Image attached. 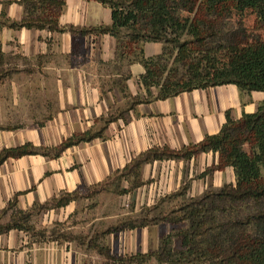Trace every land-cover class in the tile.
Instances as JSON below:
<instances>
[{
  "label": "crops",
  "instance_id": "obj_1",
  "mask_svg": "<svg viewBox=\"0 0 264 264\" xmlns=\"http://www.w3.org/2000/svg\"><path fill=\"white\" fill-rule=\"evenodd\" d=\"M16 1L0 0V66H7V56L22 63L13 70L0 68V117L6 118L0 120V149L24 143L58 146L74 134L99 130L109 114L118 117L103 130L104 138L69 146L57 157L26 154L7 158L0 165V210L14 196L17 208L28 210L61 193L78 190L81 194L146 149L196 144L221 129L226 113L237 120L256 111L264 100L263 91H240L235 84H223L130 108L133 96L148 97L140 84L144 67L116 56L119 42L114 36L12 28L6 23L19 21L23 15ZM111 22L110 8L95 0H65L58 16L60 26L76 29ZM142 48L145 56H152L162 51V44L144 42ZM150 92L154 96L157 89ZM121 104L126 108L116 110ZM218 162V153L208 151L185 160L145 163L141 180L150 182L142 197L169 194L186 182V197L234 184L232 166L210 170ZM139 235L144 244V233ZM74 243L30 239L29 233L11 229L0 234V264H86L84 251ZM132 244L130 234L128 249Z\"/></svg>",
  "mask_w": 264,
  "mask_h": 264
},
{
  "label": "trees",
  "instance_id": "obj_2",
  "mask_svg": "<svg viewBox=\"0 0 264 264\" xmlns=\"http://www.w3.org/2000/svg\"><path fill=\"white\" fill-rule=\"evenodd\" d=\"M110 8L112 22L109 25H99L92 28L76 29L73 26H60L58 16L65 0H18L24 6V16L20 21H8L12 28L47 29L49 31H75L82 33L93 31L113 35L122 47L134 44L137 48L129 54L119 52L120 59L127 62H139L144 67L140 76V84L148 94L147 98L133 96L131 107L151 99H166L182 92L203 89L223 84H235L240 91L264 92V41L255 45L241 46L235 42H224L217 39V32L204 34L190 31L196 27L182 11H191L194 0H95ZM206 8L216 12L220 0H205ZM226 10L230 14L243 15L253 9L258 15L264 13V0H231ZM189 33L198 44L205 46V39L210 38L212 44L201 50V55L187 61L183 48L185 41L181 36ZM144 42H159L162 51L156 55L145 56ZM124 49V48H123ZM175 65H182L180 72ZM157 92L151 95L150 89ZM119 115V114H117ZM118 116L109 114L102 120V126L97 131L69 137L54 147H36L32 143H24L15 147L0 149V165L9 157H20L26 154H42L57 157L67 147L80 142L90 141L95 137L104 138L103 130L109 122ZM2 126H0L1 128ZM254 139V140H253ZM252 144L247 152L243 146ZM218 150L222 166H232L235 175L234 184H224L218 189H207L198 197H186L188 183L178 190L166 194L159 202L182 197L178 206L168 213L157 217V221L166 220L171 223L190 222L188 229L181 230V249L174 251L169 246V235L160 239L156 251L137 252L128 256L115 257L111 249L99 243V234L87 238L73 235L70 232L53 229L46 238L44 228L37 229L31 224L32 212L35 209L48 210L67 206L70 202L82 197L91 198L103 189L107 181L115 176L130 180V189H120L119 192H129L143 184L141 169L145 163L154 160L189 159L192 156L208 151ZM229 203L241 202L250 206V212L243 217L229 219L221 223L210 224L209 211L213 214L218 210L217 201ZM225 210V209H224ZM227 210V209H226ZM8 214V219H2ZM213 219V218H211ZM156 219L143 217L138 223L127 219L121 225L109 227L100 234L110 233L118 229L144 227ZM134 222V223H133ZM11 229L23 230L37 239L56 241H73L95 251L110 261L108 264H146L151 258L159 263L168 261L171 264H264V100L256 111L244 113L239 119L232 120L226 113V121L215 134L192 145L179 149L168 146L151 147L139 153L122 169L117 170L103 181L93 185L82 196L78 190L61 193L58 197L34 204L28 210L17 208V196H14L0 210V234ZM168 244V245H167Z\"/></svg>",
  "mask_w": 264,
  "mask_h": 264
},
{
  "label": "rangeland",
  "instance_id": "obj_3",
  "mask_svg": "<svg viewBox=\"0 0 264 264\" xmlns=\"http://www.w3.org/2000/svg\"><path fill=\"white\" fill-rule=\"evenodd\" d=\"M220 1L221 4L216 8V12L206 8L207 6L205 0H194L191 11H182V15L188 17L190 22L192 21L196 24V27L190 31L192 35L197 31H201L204 34L216 31L218 34L217 39L224 42L230 41L239 43V45L246 47L264 41V13L258 15L253 9H249L243 15L237 13L230 14L228 10H226V5L230 6L232 1ZM22 7L23 17L25 10L24 6ZM191 34L184 33L180 38V42H186L183 51L186 53V59L188 58L187 61L197 58L198 55H201V50L205 46L212 44L210 38L205 39V46L198 44ZM118 46L116 56L122 50L126 54H129L133 48H137L134 44H128L127 47H122L120 44ZM4 61L7 66H0L1 69L13 70L18 68V64H22L19 60H15L12 56H7ZM175 67L178 68L180 72H183L182 65H175ZM10 76L12 77V75ZM17 77H19V75H17ZM2 95L3 92H0V97H2ZM123 108H126L125 104H121L116 110ZM4 119L6 118L3 116L2 118L0 117V120ZM3 123H6V121ZM88 131L93 132L95 129L90 128L86 132ZM76 135L80 134H74L72 137ZM252 144H245L243 146L244 150L248 152L250 147H252ZM213 152H217L218 156L220 154L218 150ZM220 163L222 162L219 157L217 165L210 168V170L213 168L216 169L223 167ZM149 182L150 180H146L140 187L131 188L129 192L120 193V189H130V180H125L123 178L118 180V178L113 176L107 181L104 188L96 192L91 198L82 197L76 200V202L71 206L65 208H54L48 210L35 209L32 212L31 224H33V226L37 229L44 228L47 231L46 238L49 237V233L53 229H59V231L70 232L73 235L85 236L87 238L92 235L99 234V243L108 246L111 249V254L115 257L128 256L129 254L137 252L145 253L147 251H156L160 246V239L166 235H169L170 237L169 246L174 251L180 250V232L181 230L188 229L190 227V222L184 221L176 224L166 220L157 221V217L163 213H168L171 209L178 206V204L184 199L182 197H178L159 202V200L165 196L162 195L152 199H148V196L145 200L142 195L147 194L146 190L149 188ZM144 185L147 186L143 187ZM182 185L183 184H181V186ZM86 193V189L81 190L82 196H85ZM216 204L218 205V210L214 211L213 214L209 211L208 214L210 224H212V222H215L216 224L229 219H234L236 217H243L245 214H248L251 209L249 205L241 202L229 203L228 201L221 200L217 201ZM143 217H147L148 219L153 217L156 221L153 220L152 224L144 227H136L133 229L124 227L123 229L120 228L117 231L100 234L109 227H113L118 224L121 225V221L123 219H127V222L130 219L131 221L138 223ZM7 219L8 214L2 219V222L7 221ZM135 233H138V235H135ZM140 233H144L145 235L142 238L144 244H141ZM130 234L133 236V244L128 249L127 239ZM33 237L35 236L30 234V239ZM73 241L77 243H74V245L81 247L84 251L86 264L110 263V261L105 257L87 248L86 244L80 246L76 240ZM146 264L171 263L168 261L159 263L156 258H151ZM174 264L179 263L174 262Z\"/></svg>",
  "mask_w": 264,
  "mask_h": 264
}]
</instances>
